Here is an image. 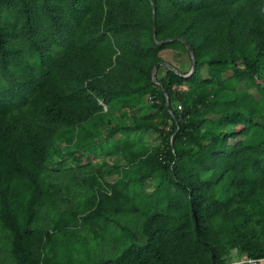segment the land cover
<instances>
[{
	"label": "trees",
	"instance_id": "16d2710c",
	"mask_svg": "<svg viewBox=\"0 0 264 264\" xmlns=\"http://www.w3.org/2000/svg\"><path fill=\"white\" fill-rule=\"evenodd\" d=\"M152 2L0 0V264L264 257V0Z\"/></svg>",
	"mask_w": 264,
	"mask_h": 264
},
{
	"label": "rangeland",
	"instance_id": "374dc122",
	"mask_svg": "<svg viewBox=\"0 0 264 264\" xmlns=\"http://www.w3.org/2000/svg\"><path fill=\"white\" fill-rule=\"evenodd\" d=\"M161 57L164 59V62H167L169 64H172L173 66H177V67H181V69L184 72H189L191 69V60L189 58V56L184 53L181 52L179 50H165L161 53ZM165 70L163 67L160 68V71L157 72V74L159 76H162L164 74ZM157 75V76H158ZM187 85L186 84H182L180 86L177 87V91L178 92H185L187 91ZM252 94H256L255 91L251 90L250 91ZM212 118V117H210ZM241 139V137H238L236 139H232L230 140L231 144L236 143L237 141H239ZM149 140L150 142H152L153 144H156L157 142H160V139H156L154 136H149ZM105 160V159H104ZM100 162H103V158L102 157H98L96 163L99 164ZM87 161H80V165H84L86 164ZM111 168H113V164L110 165ZM117 178V175H110V176H106L103 179L108 181V182H113L115 179ZM227 257H239L237 250L232 249L229 251V253L227 254ZM6 264H11L9 261L6 262Z\"/></svg>",
	"mask_w": 264,
	"mask_h": 264
},
{
	"label": "water",
	"instance_id": "95a60500",
	"mask_svg": "<svg viewBox=\"0 0 264 264\" xmlns=\"http://www.w3.org/2000/svg\"><path fill=\"white\" fill-rule=\"evenodd\" d=\"M148 1L150 2L151 7H152V13H153V37L155 39L156 38V28H155L154 4H153L152 0H148ZM167 41H169V40L162 41V42H156V43L163 44V43H165ZM181 41L185 44L186 49H187V54L189 55L190 60H191V69H190V71L186 75H182L177 68H175L174 66L170 65L169 63H165V62H161V63H158L157 65H155L154 68H153V71H152V82L154 84H156L157 86H159V88H161L163 90V93L166 96V98H167L166 92L163 89L162 85L157 81V77H156L157 71H158V69H159V67L161 65L167 66L169 68V70H172L173 72H175L177 75L181 76L182 78L189 77L190 75L193 74V72L196 69V63H195V58H194V55H193L192 48L189 46V44L186 41H184V40H181ZM166 106H168V102L166 103Z\"/></svg>",
	"mask_w": 264,
	"mask_h": 264
},
{
	"label": "built area",
	"instance_id": "2783aa9c",
	"mask_svg": "<svg viewBox=\"0 0 264 264\" xmlns=\"http://www.w3.org/2000/svg\"><path fill=\"white\" fill-rule=\"evenodd\" d=\"M178 109L180 110L181 106H178ZM226 264H264V257H230Z\"/></svg>",
	"mask_w": 264,
	"mask_h": 264
},
{
	"label": "crops",
	"instance_id": "0c3cea01",
	"mask_svg": "<svg viewBox=\"0 0 264 264\" xmlns=\"http://www.w3.org/2000/svg\"><path fill=\"white\" fill-rule=\"evenodd\" d=\"M150 136V135H149ZM149 136H148V138H149Z\"/></svg>",
	"mask_w": 264,
	"mask_h": 264
}]
</instances>
